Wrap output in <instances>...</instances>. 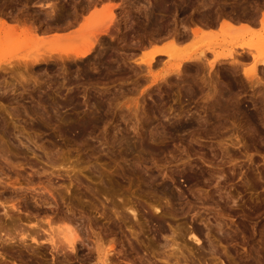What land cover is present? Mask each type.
I'll use <instances>...</instances> for the list:
<instances>
[{
  "label": "rangeland",
  "instance_id": "rangeland-1",
  "mask_svg": "<svg viewBox=\"0 0 264 264\" xmlns=\"http://www.w3.org/2000/svg\"><path fill=\"white\" fill-rule=\"evenodd\" d=\"M2 17L0 264H67L29 237L68 222L31 199L49 190L97 219L113 264H264V0H0ZM85 243L70 264H100Z\"/></svg>",
  "mask_w": 264,
  "mask_h": 264
},
{
  "label": "bare ground",
  "instance_id": "bare-ground-1",
  "mask_svg": "<svg viewBox=\"0 0 264 264\" xmlns=\"http://www.w3.org/2000/svg\"><path fill=\"white\" fill-rule=\"evenodd\" d=\"M92 3V2H91ZM89 5V4H88ZM76 6V5H75ZM90 6V5H89ZM94 6V5H93ZM78 7V6H77ZM245 7H247V6H245ZM127 8V7H126ZM82 9V8H81ZM248 9V8H247ZM52 10V9H51ZM140 10V9H139ZM87 11V10H86ZM246 11H248V10H246ZM78 12V11H77ZM251 13V12H250ZM75 14V13H74ZM235 14V13H234ZM234 14H233V17H234ZM245 14V13H244ZM78 16V15H77ZM130 16V15H129ZM155 16V15H154ZM76 17V16H75ZM152 17V16H151ZM231 17H232V15H231ZM3 18V17H2ZM0 18L1 19V21H0V23L2 24V25H5V26H7V25H9L10 23L8 22V20L5 18ZM77 18V17H76ZM111 18H113V16H111ZM254 18H256V17H254ZM254 18H252V19H254ZM115 19V18H114ZM127 19V18H126ZM233 19H235V18H233ZM232 18H230L229 17V19L228 18H226V19H223V21H222V23H221V26H223V28L222 29H225V27H228L227 29H232V27H233V29L235 28V27H237V25H236V21L235 20H233ZM243 19V18H242ZM11 21H12V18L10 19ZM9 20V21H10ZM74 20V19H73ZM75 20H77V19H75ZM116 20V19H115ZM149 20V19H148ZM216 20V19H215ZM215 20H213V21H215ZM256 20V19H255ZM255 20H253V22L255 21ZM10 21V22H11ZM19 21V20H18ZM70 21V20H69ZM250 21V20H249ZM17 22V21H16ZM210 22V21H209ZM258 23V22H257ZM207 24V23H206ZM256 24V23H255ZM261 24H263L264 25V19L261 21ZM201 25H203V22H202V24ZM32 26H34V25H32ZM207 26H210V25H207ZM31 27V26H30ZM201 27V26H200ZM203 27V26H202ZM213 27V26H212ZM244 27H247V25H244ZM243 27V28H244ZM39 27H36V26H34V31L37 33L36 35H38L39 36V32L38 31H40L39 29H38ZM239 28V27H238ZM109 29H110V27L109 28H107L106 26H104V27H102L101 29H99V33L96 35V39H100V36H101V34H105V33H108V32H110L109 31ZM232 29V30H233ZM44 31V30H43ZM193 32H194V34L196 35L197 34V32H199V30H193ZM11 38H12V36L9 34V33H0V48H3V47H5V45H6V43L8 42V41H10L11 40ZM99 39L98 40H96V41H99ZM96 42L95 41H93V43H90L88 46H86V47H83L82 49H80V50H78V51H76L75 53H74V55L76 56V57H86V55L87 54H89L91 51H92V49H93V46H94V44H95ZM263 45H264V41H263V43H262ZM264 47V46H263ZM263 47H261L262 49H263ZM240 48H243V49H245V48H249V47H247V46H240ZM260 49V48H259ZM164 52V50L163 49H158V50H156V54H159V53H163ZM247 52V51H246ZM237 53V52H236ZM241 53V52H240ZM260 53H262V52H260ZM238 54V53H237ZM237 54H236V56H237ZM242 54H244V52L243 53H241V55ZM249 54V53H248ZM51 56H52V54H50ZM239 55V54H238ZM31 56V55H30ZM51 56H49V55H47V53L46 54H38V53H36L33 57H31L32 59H31V62H32V64H40L41 62H44V61H48V59L49 58H52ZM199 56V55H198ZM234 57V59H233V62H234V64H236V63H240V59L238 58V57ZM249 56V55H248ZM70 57V56H69ZM197 57V56H196ZM240 57V56H239ZM27 58V57H26ZM26 58H22V60H24V61H28V60H26ZM54 58V57H53ZM154 58V57H153ZM152 58V59H153ZM198 58H200V56L198 57ZM255 58V60H256V63H257V61L259 60V59H257V57L255 56L254 57ZM260 59H261V64L262 65H264V56H262L261 54H260V57H259ZM195 59V58H194ZM242 59V58H241ZM97 60V59H96ZM196 60V59H195ZM200 60V59H199ZM243 60V59H242ZM192 61V60H191ZM202 61V60H201ZM16 63V62H15ZM24 63H26V64H28L27 62H24ZM44 63H46V62H44ZM259 63V62H258ZM19 65V64H18ZM3 66H5V65H3ZM2 66V67H3ZM28 66V65H27ZM37 66V65H36ZM236 66H238V65H236ZM2 67H0V69L2 68ZM10 67H12L11 65H10ZM94 67V66H93ZM5 68V67H4ZM94 70V69H93ZM178 70V69H177ZM254 73H252L253 75H256V69H254V71H253ZM3 74V73H2ZM252 74H249V72L248 71H245V77L246 78H248V79H250L251 80V78H252ZM6 79V78H5ZM7 80V79H6ZM258 84L260 83L261 84V82L260 81H258L257 82ZM229 94V93H228ZM227 96V95H226ZM231 99V98H230ZM45 101V100H44ZM240 103V102H239ZM230 106V104L229 105H227L226 107L228 108ZM230 111V110H229ZM235 111V110H234ZM226 112V111H225ZM229 113V112H228ZM255 115V114H254ZM252 117V116H251ZM259 117V116H258ZM264 117V116H263ZM251 119V118H250ZM259 119V118H258ZM257 121V120H256ZM264 129V128H263ZM77 134L78 135H82V131L81 130H79L78 132H77ZM1 137V136H0ZM262 138V137H261ZM2 139V138H1ZM242 139V138H241ZM241 139H240V141H241ZM239 140V137L237 138V141ZM3 141V140H2ZM236 141V142H237ZM238 142V144H240L241 142ZM244 141V140H243ZM236 142H233L232 141V145H236V146H238V144H235ZM247 142V141H246ZM0 144H2V143H0ZM245 144V143H244ZM4 145V144H3ZM247 145V144H246ZM244 146V145H243ZM7 147V146H6ZM227 148V147H226ZM129 150H130V148H129ZM132 150V149H131ZM8 150L6 149V148H3L1 145H0V156L1 157H4V158H7L8 157V152H7ZM233 166V165H232ZM237 166V165H236ZM241 166V165H240ZM233 168V167H232ZM234 170V169H233ZM236 170V169H235ZM240 173V172H239ZM256 173V172H255ZM260 173V172H259ZM262 173V172H261ZM257 174V173H256ZM124 176V175H123ZM252 178V177H251ZM260 178L261 177H259V179L257 178L256 179V181L252 178L251 180L250 179H246V182H247V184L246 185H256L257 183H259L261 180H260ZM75 179V178H74ZM76 179H78V177L76 176ZM75 179V180H76ZM80 180V179H79ZM248 180V181H247ZM258 180H260L259 182H258ZM245 181V180H244ZM73 183V182H72ZM2 184V183H1ZM260 184V183H259ZM3 185V184H2ZM86 187V189H87V191L88 192H90V193H103V189L101 190V189H98V188H96V189H92L90 186H85ZM111 188V187H110ZM45 189V188H44ZM67 189L70 191V187L68 188L67 187ZM66 191V190H65ZM105 191V190H104ZM107 191V190H106ZM107 192H110V191H107ZM106 192V193H107ZM19 194V193H18ZM94 194V195H95ZM21 195H22V193H21ZM24 195V194H23ZM27 195V194H26ZM25 195V196H26ZM60 195H62V194H60ZM97 195V194H96ZM95 195V196H96ZM100 195V194H99ZM64 196V195H63ZM65 197V196H64ZM24 198V197H23ZM25 198L27 199V200H25ZM24 198V203H28L27 201H28V197L26 196ZM59 198V197H58ZM58 198H56V196H55V194L54 193H52L50 190L48 191V192H44V193H37L36 195H32L31 196V199L34 201V203L35 204H37L38 205V209H40L39 208V206H41V207H44V206H51L52 208H51V210L53 211V212H55V211H58V212H55V213H57L59 216H58V218H60V219H63V221L64 220H66V221H70V223H68V222H65L64 224H63V226L62 225H60V226H57V229L55 228L54 229V227L51 229L50 228V226H49V228L50 229H46L45 227L43 228L42 227V225L41 226H35V227H37V228H34V227H32V230H34L33 231V235H30L29 237L32 239V241L34 242V243H38V245L40 246V244H41V246H44L45 248H47L48 249V246L50 247V249H51V251H52V253H64L63 255L65 256V258H66V262H67V264H70V262H71V260H73V258H75V257H77V252H78V245L79 244H83V245H85L86 243H85V239H88L89 240V243L92 245H90V244H87V245H90V251L91 252H95L97 255H96V257L94 256L93 258H95V259H97V261L96 262H99L100 264H111L112 263V260H113V257H114V255L116 254V247L114 246V245H112V246H110V247H108L107 249L106 248H103L102 247V245H100L99 243H98V240H96V241H94L93 240V238H91V237H94L95 236V232L92 230V229H94L93 228V226L94 225H96V223L98 222L97 221V219H95V217H92V216H90V215H88V211H85V210H80L79 211V213L78 212H76L77 210H73V206H72V204H71V201L69 202H67V203H69V204H67L68 206H67V210L65 209L64 210V208H63V205L65 204L66 205V203H64V201H61L60 199L58 200ZM66 198V197H65ZM109 199V198H108ZM73 201V200H72ZM66 202V201H65ZM71 205V206H70ZM24 206H25V204H24ZM31 206V205H30ZM30 206L28 207V208H30ZM54 206V207H53ZM4 207V209H5V206H3ZM36 207V206H35ZM31 208H33L32 206H31ZM45 208V207H44ZM43 208V209H44ZM155 208L156 209H158V207H156L155 206ZM15 210H17V211H22L21 210V208H20V206L18 207V205L16 206V204H12L11 206H10V210L8 209L7 211H6V209H5V213H4V216H5V218H8V220L11 222V224H12V227L11 228H14L15 230L16 229H18V227L21 225V220L23 219V217L21 216V214H20V216L19 215H16L15 213H14V211ZM45 210V209H44ZM129 210H131L132 211V214L136 217L137 216V213H136V210L134 209V207L133 208H130L129 207ZM40 211V210H39ZM49 211V210H48ZM13 212V213H12ZM44 212H46L47 213V210H45ZM116 212H117V210H116ZM36 213V212H35ZM39 213V212H38ZM119 213V212H118ZM55 216H57L56 214H55ZM77 216H79L78 218H77ZM119 216V215H118ZM124 216V215H123ZM122 216V217H123ZM2 217H3V215H2ZM49 217V216H48ZM124 218H127L126 216L124 217ZM1 219V218H0ZM80 219H85L87 222H88V225H86L87 223L86 222H83V227H89V229L91 230V235H89L90 237L89 238H83L80 234H79V232H78V229L77 228H75L74 227V224L75 223H77L78 224V220H80ZM123 219V218H122ZM3 220V219H2ZM59 220V219H58ZM47 222H48V224H49V219L48 220H46ZM100 221V220H99ZM5 222V221H4ZM20 222V223H19ZM75 222V223H74ZM81 222V223H82ZM72 223H73V225H72ZM3 224V223H2ZM52 224V223H51ZM40 225V224H39ZM100 225H102V224H100ZM80 226V225H79ZM98 226V228H100V226H99V224L97 225ZM10 227V226H9ZM102 228V227H101ZM3 229H6V225H1V227H0V231H2ZM106 231V230H105ZM101 232V231H100ZM107 232V231H106ZM99 233V232H98ZM90 234V233H89ZM108 234V233H107ZM5 235V234H4ZM99 236V235H98ZM97 237V236H96ZM0 238H4V237H2V234H0ZM25 238H26V236L25 235H23V237L21 238V240L22 241H24V242H26V240H25ZM98 238V237H97ZM192 238H193V240L194 241H196V242H200V238L198 237V236H196L195 234H193L192 235ZM96 239V238H95ZM3 240V239H2ZM1 240V241H2ZM5 241V240H4ZM3 241V242H4ZM113 244V243H112ZM28 245H29V243H28ZM27 246V245H26ZM148 247V246H147ZM147 247H146V249H147ZM6 248V247H5ZM4 248V249H5ZM32 248H34L33 246H32ZM37 248V247H36ZM31 250V249H30ZM36 250V249H35ZM4 252V251H3ZM36 252V251H35ZM35 252H33V253H35ZM38 253V252H37ZM174 253V252H173ZM177 253V252H176ZM40 254V253H39ZM91 254V253H90ZM175 254V253H174ZM174 254H172L171 253V256L172 255H174ZM6 255V254H5ZM27 255V254H26ZM34 255V254H33ZM36 255V254H35ZM42 255V254H41ZM167 255V254H166ZM55 256H56V254H55ZM81 256V255H80ZM92 254L89 256L88 255V257H87V260L88 261H90L91 262V260H93L92 259ZM168 256V255H167ZM180 257V256H179ZM78 258V257H77ZM85 258V257H84ZM168 258H170V257H168ZM174 258L176 259L175 261L177 262V263H179L180 262V260L178 259V257H177V254L176 255H174ZM165 261H166V256H165ZM38 260V259H37ZM124 260V259H123ZM162 260H163V258H162ZM42 261V260H41ZM50 261V260H49ZM169 261V260H168ZM59 262V261H58ZM154 262V261H153ZM88 263V262H87ZM90 264H92V263H90ZM95 264V263H94ZM113 264V263H112ZM119 264V263H118ZM169 264V263H168ZM184 264V263H183Z\"/></svg>",
  "mask_w": 264,
  "mask_h": 264
}]
</instances>
